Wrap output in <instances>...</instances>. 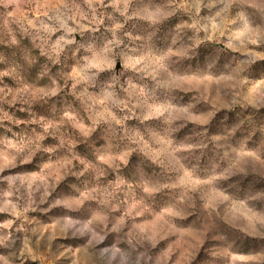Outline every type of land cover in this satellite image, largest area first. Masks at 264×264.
Instances as JSON below:
<instances>
[{"label":"rangeland","instance_id":"rangeland-1","mask_svg":"<svg viewBox=\"0 0 264 264\" xmlns=\"http://www.w3.org/2000/svg\"><path fill=\"white\" fill-rule=\"evenodd\" d=\"M43 2L0 0V73L14 70L0 75V159L14 150L6 141L19 147L21 138L44 136L32 163L0 171V241L7 236L11 242V248L0 247V254L18 252L27 239L24 264H90L71 236L82 229L80 241L107 234L105 243L121 245L122 251L155 244L148 264H264L255 257L264 247L258 240L264 235V89L253 90L264 75V46L248 45L241 37L232 43L243 44L244 51L227 52L223 42H228L229 32L239 30L229 23L219 35L221 43L205 42L193 59L179 56L194 32L186 25L197 23L201 30L195 34L201 38L207 26L209 42L218 35L212 25L225 13L213 17L228 0H199L198 13L193 7L197 0H68L75 7L61 11L74 21H65L55 10L48 14L56 19L48 21L38 8ZM180 4L185 7H176ZM238 6L239 0H233L229 20L235 19ZM157 8L175 11L155 28L146 19H125L133 10L143 16L145 9ZM93 16L98 23L92 22ZM77 27L83 35L66 31ZM44 36L49 43L40 47ZM12 39L18 43L11 44ZM64 40L76 43L68 46ZM29 41L36 45L33 65L28 63L35 55ZM165 52L172 54L169 63L180 74L199 78L207 72L213 82L154 87L150 79L131 73L159 61ZM113 53L118 67L110 69ZM249 53L259 58L251 66L253 81H245L241 96L229 81L217 77L230 74L235 66L231 57L243 59ZM89 63L103 69L92 84L88 77L97 69L88 68ZM113 75L122 86L129 77L146 83L147 97L133 96L129 106H136L122 113L132 116L125 127L140 128L149 142L145 151L157 159L163 144L175 148L174 157L154 165L134 153L126 168L117 167L114 163L123 160L117 154L122 145L107 124L101 122L87 136L90 122L60 124V116L67 120L75 115L65 110L82 116V108L91 104L90 93L101 94ZM57 88L56 95H46ZM165 104L176 117L170 122L164 120ZM180 109L184 111H175ZM41 116L59 130L53 134L49 127L44 133L43 122L32 123ZM153 132L158 135L151 136ZM26 154L22 151L18 159ZM113 154L115 162L109 159ZM43 163L49 167L41 171ZM107 258L108 253L100 257L97 252L100 264H107Z\"/></svg>","mask_w":264,"mask_h":264},{"label":"clouds","instance_id":"clouds-1","mask_svg":"<svg viewBox=\"0 0 264 264\" xmlns=\"http://www.w3.org/2000/svg\"><path fill=\"white\" fill-rule=\"evenodd\" d=\"M233 0H228L227 3H224L223 7L220 9V12L216 13L217 17H220L221 12L225 13V16L217 21V24L212 25L213 30L218 31V35L211 38V42H209V37L207 35V26H204L203 31L206 33L202 38L196 36V32H199L201 29L198 27L197 23H192L186 25V27L194 29L193 35L189 38L191 43L182 49L179 56H182L187 59L195 58L198 53L197 49H199L200 45L205 42L208 43H221L219 39V35L224 34V29L227 24L231 23L233 28L239 29L236 32L228 33V42H223V49L229 53L233 51H244L243 44H233L232 41H238L241 37H244L248 45H259L260 47L264 46V0H239V6L235 10V19L229 20L227 17V10L229 7L232 8ZM75 5L68 2V0H44L43 3L38 4V8L42 11L40 15L45 17L48 21H53L56 19V16H50L48 13L50 10H55L58 15H63L65 21L75 20L74 16H69L67 12H62L61 9H72ZM89 7L91 5L89 4ZM125 9H129V4L125 3ZM176 7L184 8L185 5L180 4L176 5ZM195 12L198 13L201 8V4L199 0L194 4ZM205 7H211L210 4L205 5ZM185 10H188L187 8ZM175 8L172 11H164L162 8H157L154 11L148 12L146 9L144 10L145 15H141L140 12L133 10L130 16H126L125 19H130L133 17H138L141 19L149 20L151 25L155 28L156 26L162 24L165 20L173 15ZM195 20V18L193 17ZM43 22V21H42ZM93 23H98L95 20V17H92ZM242 22V28H241ZM217 25L219 27H217ZM185 27V26H183ZM52 29H49L51 32ZM66 31L80 32L83 35L82 30L77 27L75 29H67ZM18 41L16 39L11 40V44L16 45ZM47 36H44L41 40L40 47H44L48 44ZM73 40H64L65 45H73ZM109 43H114L110 41ZM31 48L33 49L35 55L28 61L29 65H33L36 63L38 57L35 52L36 45L34 42L29 41ZM82 47V45L78 46ZM65 51V50H64ZM111 51V48L108 49ZM191 53V55H189ZM75 53H73L74 55ZM117 54L113 53V58L108 61V67L110 69L118 67L115 61V56ZM172 56L170 52H165L162 56H160L159 61H151L147 68L143 65L140 67H136L133 72L134 75H142L145 81L151 80L154 82V87H165V88H179L182 84H195V83H206L213 82L212 76L205 72L199 78H197L194 74H180L179 70L174 67V62L169 63V58ZM259 57L255 53H249L243 59H236L235 56L231 57V60H235V66L231 68L230 74L227 76H218V81H229L230 86L237 90L238 95H243V89L247 87L248 83H251L253 80L250 79V70L251 66L255 64V61ZM53 63H56L54 60ZM153 64L155 66H153ZM88 68L97 69L96 72L93 73L91 77H88V83L92 84L96 79L97 75L103 71V69L97 68V65L94 63L87 64ZM121 67V65H119ZM129 65L127 63L123 64V69L127 71ZM14 70H9L4 73H0V75H12ZM119 77L113 75L104 85V90L99 95H93L90 93L91 104L87 108H82L83 115H79L76 112L65 110L64 112H72L74 113V117L65 120L63 116H60V124L61 125H72L74 120L87 121L90 122L89 127L86 132V136L89 133H93L94 129L97 125L103 122L107 124L112 129L113 137L120 142L122 145L120 151L117 153L123 157V160L120 164L115 165L117 167L126 168L128 166L129 160L132 158L133 154H138L139 156H143L149 163L156 165L157 163L161 164L163 159L168 157H174V154L177 153L175 148L169 149L163 142L161 144L163 146L158 147L160 152V158L157 159L151 153L145 151V146L148 144V140L145 139V135L142 130L135 125H131L130 127H125L127 121L132 120L131 115H123L124 110L127 109L129 113L132 112V108L136 105L129 106V100L135 96L138 99H145L147 97V85L146 83H138L135 82L131 77H129L125 84L122 86L118 83ZM55 83V82H53ZM264 89V75L259 78V84L253 89L254 91H258ZM21 91H27V89H21ZM59 89L53 90L51 93H46V95L54 96L57 94ZM75 95V93H73ZM119 95V99H117ZM75 100V99H74ZM189 106H191L189 104ZM23 111V109H22ZM164 113L167 115L164 116V120L166 122H170L171 120L176 119L174 115H172V110H170L169 105L165 104ZM177 112H183L184 109L175 110ZM111 113H116V116H112ZM155 113L149 112L148 115H145L141 124L144 121H147L153 116ZM116 117H119L117 119ZM5 119H8L5 116ZM44 121V117L41 116L39 120H34L32 123H40ZM14 123H18V121H14ZM42 127L44 129V133H48V128L51 127L54 129V133L58 131L57 124H52L49 122H43ZM131 129V130H130ZM172 131H177V129H172ZM151 136H157V133H150ZM44 139L43 135L37 136L35 141L29 140L24 141L21 138L19 142V147L15 145H11L10 141H6V143L13 147L14 150L12 153H6L3 159H0V171L4 169L16 168L18 166H22L24 164H30L33 161V157L36 152L39 150L38 141ZM75 140V139H74ZM77 141V140H75ZM78 142V141H77ZM65 141H61V145H63ZM170 143V142H169ZM22 151H26L27 154L23 156V158L18 159L19 154ZM45 152H51L53 149L45 148L43 149ZM71 151V149H69ZM111 161L115 162L117 160V155L113 154L110 158ZM179 159L180 158H176ZM49 165L47 163H43V167L40 168L41 171L43 169L48 168ZM73 175H77L73 173ZM57 180L61 179V177L57 176ZM61 202L59 200L56 201V205H59ZM71 221L68 222L67 227H71ZM89 231H91L89 229ZM85 235V231L82 229H76L71 233L72 237L77 238L75 245L77 248L82 251L87 259L90 261V264H100L99 260L96 259L97 252L100 257H103L105 253H108L107 264H112V261H116L117 264H148L151 256L149 252L156 248L155 244H152L151 247L149 244H142L138 247L133 246L132 248L122 251V247L117 246L112 243H105L107 234L97 236L92 234L88 236L86 240L80 241L79 237H83ZM259 241H264V235H261L258 239ZM24 247L18 251H9L7 254H0V261H3V264H24V260L27 259L25 255V251L27 248L28 240L25 239L23 241ZM139 244V242H138ZM97 245H102L99 249H97ZM0 247L3 248H11V242L8 240V237L5 236L2 241H0ZM63 247V245H61ZM19 253V254H18ZM133 253L135 256L133 257ZM256 258H259L261 261H264V247L261 248L259 252L255 255Z\"/></svg>","mask_w":264,"mask_h":264}]
</instances>
